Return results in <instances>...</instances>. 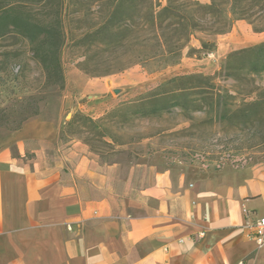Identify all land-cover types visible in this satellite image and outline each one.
<instances>
[{"label":"crops","instance_id":"obj_1","mask_svg":"<svg viewBox=\"0 0 264 264\" xmlns=\"http://www.w3.org/2000/svg\"><path fill=\"white\" fill-rule=\"evenodd\" d=\"M61 132L36 119L0 144V264H264V160L108 161Z\"/></svg>","mask_w":264,"mask_h":264},{"label":"rangeland","instance_id":"obj_2","mask_svg":"<svg viewBox=\"0 0 264 264\" xmlns=\"http://www.w3.org/2000/svg\"><path fill=\"white\" fill-rule=\"evenodd\" d=\"M154 1L167 5V0ZM11 2L32 21L61 29L65 82L63 86L48 82L34 46L21 36L13 33L0 39V144L12 141L25 124L43 119L60 125L63 144L81 140L108 161L152 154L172 163H198L219 170L264 160V72L243 71L232 78L226 70L230 54L264 43V31L258 25L230 16L231 27L223 34L197 32L177 63L143 62L137 58L138 40L133 47L112 41L111 33H122L119 39L127 28L120 14L111 17L113 0ZM204 42L216 47L208 53L193 51ZM182 76L212 79L222 104L233 113L231 119H212L215 112L204 104L202 110L173 108L155 116L137 114L144 98ZM203 82L198 78L189 84ZM190 99L199 101L202 96L192 94ZM255 102L259 105L250 106Z\"/></svg>","mask_w":264,"mask_h":264},{"label":"trees","instance_id":"obj_3","mask_svg":"<svg viewBox=\"0 0 264 264\" xmlns=\"http://www.w3.org/2000/svg\"><path fill=\"white\" fill-rule=\"evenodd\" d=\"M112 3L114 11L111 17L115 18L120 14V22L127 27L124 29L125 35L119 39L122 33H111L112 41L122 40L132 47L139 41L140 53L137 58L143 62L158 59L165 64L177 63L197 32L223 34L231 27L230 16L247 20L264 31V0H211L209 4H203L199 0H167L164 7L154 0H113ZM138 13L140 23L136 21ZM116 26V29L122 28ZM13 33L34 46L35 57L45 70L48 82L63 86L65 77L60 64V50L64 35L61 29L58 26L36 23L23 15L11 0H0V39ZM215 47L214 43L204 42L200 49L193 51L208 53ZM226 70L232 78L243 71L256 75L264 72V43L230 54ZM198 78L204 81L201 85L189 84ZM165 86L144 98L137 114L149 117L173 108H181L187 112L202 110L204 105H208L215 112L212 119L221 122L231 119L233 113L222 104V95L212 79L182 76L169 80ZM192 94L201 95L202 99L194 101L190 99ZM251 105L257 106L259 103ZM78 119L92 122V119L84 116H79Z\"/></svg>","mask_w":264,"mask_h":264},{"label":"built area","instance_id":"obj_4","mask_svg":"<svg viewBox=\"0 0 264 264\" xmlns=\"http://www.w3.org/2000/svg\"><path fill=\"white\" fill-rule=\"evenodd\" d=\"M253 237L260 246L264 245V217L259 219L253 226Z\"/></svg>","mask_w":264,"mask_h":264}]
</instances>
